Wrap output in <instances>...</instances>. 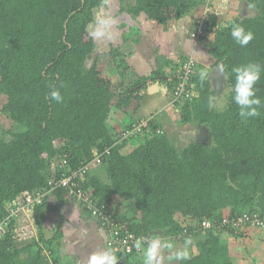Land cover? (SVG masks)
Listing matches in <instances>:
<instances>
[{
  "label": "trees",
  "instance_id": "16d2710c",
  "mask_svg": "<svg viewBox=\"0 0 264 264\" xmlns=\"http://www.w3.org/2000/svg\"><path fill=\"white\" fill-rule=\"evenodd\" d=\"M107 1L0 0V97L6 98L1 114L12 123L0 129V264H67L71 258L62 255L60 242L68 202L89 219V203L97 215L112 218L120 238L159 237L184 248L190 240V259L178 264H235L232 240L264 230L237 223L245 216L264 218V107L259 116L242 120L232 101V69L249 63L262 67L256 95L264 101V0H239L255 9L251 17L240 10L228 18L209 14L201 24L205 36L190 37L203 45L211 70L222 66L225 93L217 109L218 90L194 59L186 92L169 106L181 126L201 128L204 140L183 145L156 118L138 114L149 81L164 84L172 101L178 66L169 76L156 70L140 77L119 49L110 46L101 54L91 26L94 11ZM118 1L119 12L166 28L199 11L202 0ZM233 24L253 33L246 47L232 39ZM137 34L131 29L126 38ZM53 88L62 103L49 99ZM115 111L131 119L119 136L108 123ZM142 122L131 137L123 136ZM137 136L142 138L133 146ZM106 149L100 164L90 166L83 181L75 180L81 198L52 184L89 163L94 150ZM34 193L43 196L30 214L39 238L19 248L13 230L20 216L11 211ZM49 216L56 221L45 229ZM254 248L249 255L260 254ZM110 250L123 264L143 262L142 249L126 255Z\"/></svg>",
  "mask_w": 264,
  "mask_h": 264
},
{
  "label": "crops",
  "instance_id": "0c3cea01",
  "mask_svg": "<svg viewBox=\"0 0 264 264\" xmlns=\"http://www.w3.org/2000/svg\"><path fill=\"white\" fill-rule=\"evenodd\" d=\"M232 5L233 3L230 6ZM243 8L240 10L242 11ZM197 12L173 22L166 28L154 22L146 21L143 17L132 18L128 14V19L131 20L133 25H122L124 22L121 19L125 17L121 19L118 17L116 27L118 32L122 29L123 41L121 40V43L124 44L117 45L116 47L120 49V46H122L125 50H120V52L125 56L133 74L148 78L154 71L158 70L169 76L177 67L176 64L179 60L192 57L203 70H206L208 78L211 80L210 74L213 69H210V65L213 64V61L206 55L203 45L192 40L189 36L194 27L193 16H196ZM135 26L138 27L136 28L138 34L129 39L126 38V35L131 29H135ZM138 35H140V38L135 40ZM216 78L219 80V77H213V81ZM169 98L170 92L167 91V87L164 84H161L159 81H149L146 88L141 92L139 116L159 119L158 115L161 116L167 110L166 106L170 107ZM69 206H75L78 210V207L72 202H68L62 208L64 216V236L60 242V246L67 247L70 252L68 251L66 253L61 251V253L71 258L68 261L71 264H87L88 257L91 253L102 250L103 248L106 249L104 236L98 226L92 223L93 221L91 222V219L87 218L86 215L79 213V210L75 211V217L71 220L73 222L67 220L65 218L66 214L74 210L69 209L71 208ZM166 242L168 241L166 240ZM161 244H163L162 241ZM174 246L176 247L177 244L175 243ZM182 247L179 244L174 250L162 248L161 252L165 256L164 259H167L172 251H182ZM166 262V264H169L168 261Z\"/></svg>",
  "mask_w": 264,
  "mask_h": 264
},
{
  "label": "rangeland",
  "instance_id": "374dc122",
  "mask_svg": "<svg viewBox=\"0 0 264 264\" xmlns=\"http://www.w3.org/2000/svg\"><path fill=\"white\" fill-rule=\"evenodd\" d=\"M234 1L233 0H215L213 2V4L209 7V12L206 13V15L210 14V15L218 16L220 18H228L230 16V14H232L233 12H236V11L238 12V10L243 8V5H241L242 1H239V0H234ZM232 3H233V5L230 6ZM241 12L245 17H251V16L255 15V13H256L255 9H253L252 7H249V6H246L245 9L243 8ZM116 16H117V18H115ZM202 16H203V11H201V8H199V11L197 12L196 16L195 15L193 16L194 23L197 22L198 20H200L202 18ZM118 17H119V19L125 17V18L121 19L124 22V24L122 23V25H125V24H129V26L133 25L131 20L128 19V16L126 13L119 12V1L118 0H108L104 6L98 8L94 11V23L91 26V33H93L94 31L97 30V27L99 26L98 25L99 20L103 19V20L112 21V23L109 24V27L107 28V30L105 31V34L103 36L93 37L95 45L97 46V48L101 54L107 52L109 50L110 46L113 48L119 49L116 46L124 44V43H121L123 41V39H122L123 37L121 34L122 29L118 32V29L116 27V20H118ZM111 28H113V29L111 30ZM135 28H138V27L135 26ZM125 34H123V35H125ZM120 47L121 48L119 49V51L120 50L125 51L122 48V46H120ZM210 69H211V67H210ZM213 77H218V76L215 75ZM213 77L211 78L212 80H213ZM213 82L214 83L212 84V87H214L215 89L218 90L216 96L213 98L214 102L216 104L214 107H216L217 109H220L223 107V100L222 99L224 98V93H225L224 82L222 81V79L220 77H219V80H215ZM5 103H6V98L0 97V129L1 130L12 127V123L9 120H7L4 115L1 114V108ZM166 108H167V110L165 112H163V114H161V116L158 115L159 119H157V121L160 124V126L163 128V130L166 131L169 134V136H171L172 141L174 140L173 142H175L178 145H180V143L183 145L184 143H186L188 141L190 142L193 139L196 140L197 142H199L200 140H204V138H203L204 137V131L201 128H199L198 126L195 127L193 125L181 126L179 121H178L177 112H175L173 109L171 110L170 107L166 106ZM143 118H146V117H143ZM129 120H130V118L124 116L119 111L112 112V114L110 115V117L108 119V123H109L110 127L114 130L112 132H114L116 134L115 136H117V135L119 136L120 134H122L121 132L124 131L126 123ZM141 138L142 137L137 136V137L131 139L132 145L136 146L139 143V141L141 140ZM183 141H185V142L183 143ZM53 168H55V165L53 166ZM69 207H71L69 209H74V210H71L69 213H67L65 218L67 220L71 221L73 219V217H75V211L77 209L75 208V206H69ZM17 221L18 222L15 225V228L13 230V234L16 238L15 244L17 245V247L22 248L25 245L29 244L32 240L39 238L38 237L39 232L37 231V229L32 224L30 215L24 216L22 214V216L20 215V217H18ZM55 221H56V219L54 216H49L48 220L44 224V228L45 229H51L54 226ZM71 222H73V221H71ZM91 222L98 225V222L94 217H91ZM251 233H252V236H250V238H249V236L245 235V239H242V240L241 239H237V240L233 239L232 244L230 243L231 244L230 246L232 249L231 252L233 253L232 257H233L235 264H264V230H260V229L251 230ZM45 236L47 238L50 237V233H46ZM252 237H253V239H252ZM104 239H105V237H104ZM161 241L163 244L168 243V242H166L165 239H162ZM178 246H179V244H177L176 247H178ZM181 246H183V245H181ZM176 247L174 246L173 250ZM254 247L261 248V251H260V254H258V252L255 250L253 252L256 253V255L251 256V255H249V253H251V251L255 249ZM188 248H190V247H188ZM163 249H166V248H163ZM184 249L185 248L183 246L181 250L183 251ZM60 250L63 252H66V253L69 251V249L65 246H60ZM24 256L25 255H22V257H24ZM142 256H143V254H142ZM166 261H167V259L162 260L161 264H166L167 263ZM177 261L178 260H173L172 262H170V264L171 263L177 264ZM140 264H143V262H140Z\"/></svg>",
  "mask_w": 264,
  "mask_h": 264
},
{
  "label": "clouds",
  "instance_id": "9594fccd",
  "mask_svg": "<svg viewBox=\"0 0 264 264\" xmlns=\"http://www.w3.org/2000/svg\"><path fill=\"white\" fill-rule=\"evenodd\" d=\"M110 20H99L97 30L91 33L93 37H101L105 34ZM231 37L240 47H246L250 41L253 40V33L246 31L242 25L233 24L231 27ZM220 71H223L221 66ZM232 72L235 74V82L232 86L233 96L232 101L239 109V116L242 120L248 118L257 117L260 115L259 109L264 107V101H262L257 95L256 85L261 78L262 67L256 63H249L234 67ZM207 73L201 74V79L206 77ZM49 99L57 103H62L63 97L58 89L53 88L49 93ZM190 240L185 241V249L183 251H172L171 255L167 257V261L173 260H188L190 259L189 252L187 251V245ZM134 247L143 250V264H161L164 260L161 249L166 248L172 250L174 245L172 242L161 244L159 237H147L137 238L134 242ZM117 256L110 249H102L91 253L88 257L87 264H117Z\"/></svg>",
  "mask_w": 264,
  "mask_h": 264
},
{
  "label": "built area",
  "instance_id": "2783aa9c",
  "mask_svg": "<svg viewBox=\"0 0 264 264\" xmlns=\"http://www.w3.org/2000/svg\"><path fill=\"white\" fill-rule=\"evenodd\" d=\"M214 1L215 0L201 1L200 8L201 11H203V16L200 20L196 22L197 26H195L196 28L194 29V32L190 34V37L192 39L199 40L198 38L200 37L202 38L205 36L201 29V24L203 23L202 19L207 15H209V14L206 15V13L209 12V7L213 4ZM194 62H195L194 58L189 57L185 63H181L179 61L176 64L178 66L176 70L178 83H176L173 89L174 98L172 99V101H170V104H172L174 100L175 101L178 100L183 95V93L186 92L188 80L194 74V68H193ZM143 125H144L143 122L141 125H134L130 131L124 132L123 136L125 138L131 137V135L139 131L141 126ZM104 154L108 155L109 149L104 150L102 153L94 150L92 153V158L89 163L82 165L81 167L76 169V171L70 173L69 175L66 176L63 175L57 180H52V184L56 187H63L68 189L70 193L69 195L76 196L75 197L76 199L81 198V196H83V192L81 191V189L77 187L75 180L79 179L80 181H83L85 178V174L88 172L90 166L100 164ZM62 165L63 166L66 165V161H63ZM42 197H43L42 194L39 193H34L32 196L27 197L26 200L16 208V210L11 211L10 216H14V215L22 216V214L24 216L30 215L33 206L39 204L42 200ZM85 199L87 200V198ZM88 205L90 207L87 206L88 207L87 209H89V211L92 213L93 217L97 220V222L101 224L100 226L102 227L103 231L108 232L106 233L107 237L105 239L106 247L112 249L114 252L121 251L123 255L131 254V253L135 254L141 251L142 248L137 249L136 247H134V242L136 241V239H134L133 236L126 235L120 238L118 236V232L116 231L117 225L112 223V218L105 216V214L97 215L96 208H94V206H91L90 203ZM237 223L239 224L250 223L252 226L257 225L260 227H264V218H259L256 215H254L252 218L245 216L243 218H239ZM204 226L207 227L208 224L204 223Z\"/></svg>",
  "mask_w": 264,
  "mask_h": 264
},
{
  "label": "water",
  "instance_id": "95a60500",
  "mask_svg": "<svg viewBox=\"0 0 264 264\" xmlns=\"http://www.w3.org/2000/svg\"><path fill=\"white\" fill-rule=\"evenodd\" d=\"M243 4H244V2L242 1L241 5H243ZM241 14H242V12H241ZM215 75L218 76V77H220V78H223L222 75H221L220 67L219 66H217L216 68L213 69V71L210 74V78H212ZM117 264H123V262L121 260H119L117 262Z\"/></svg>",
  "mask_w": 264,
  "mask_h": 264
},
{
  "label": "flooded vegetation",
  "instance_id": "af4514ba",
  "mask_svg": "<svg viewBox=\"0 0 264 264\" xmlns=\"http://www.w3.org/2000/svg\"><path fill=\"white\" fill-rule=\"evenodd\" d=\"M216 80H218V78H216Z\"/></svg>",
  "mask_w": 264,
  "mask_h": 264
}]
</instances>
